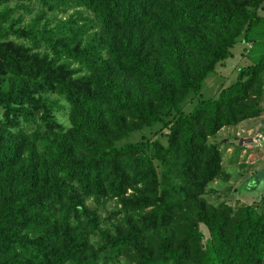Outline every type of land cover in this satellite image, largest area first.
Masks as SVG:
<instances>
[{
  "label": "trees",
  "instance_id": "16d2710c",
  "mask_svg": "<svg viewBox=\"0 0 264 264\" xmlns=\"http://www.w3.org/2000/svg\"><path fill=\"white\" fill-rule=\"evenodd\" d=\"M263 8L0 0V264H264V191L207 197L230 177L210 137L264 112Z\"/></svg>",
  "mask_w": 264,
  "mask_h": 264
},
{
  "label": "rangeland",
  "instance_id": "374dc122",
  "mask_svg": "<svg viewBox=\"0 0 264 264\" xmlns=\"http://www.w3.org/2000/svg\"><path fill=\"white\" fill-rule=\"evenodd\" d=\"M259 14L263 17V22H261L260 25L264 30V8L259 10ZM257 42L261 43V39L259 38ZM249 47L251 48V45L245 42H238L233 46L232 56L228 57L224 64L217 66L219 74L205 80L199 93L203 98L213 97L217 94L221 84L225 82L227 85L234 80L237 67L246 64V61L249 60L247 56H243L242 54L243 51H249ZM255 48H257L256 45H254L253 49ZM253 53H255L256 57L259 55V52L256 50H254ZM221 75H223L224 78L221 77ZM263 117L264 112L262 116L242 121L236 126L224 127L215 136L210 137L212 142H217L219 144V148L222 152L223 168L230 174L228 181L222 182L221 179H218V181H214L211 184L210 187L216 190L208 191L207 197L213 202H215L216 199L220 200L223 198L231 201L235 198V195L238 197L241 196V200L243 201H251L253 197L259 196V193L264 191V141L255 136L256 130L259 127L258 123H260ZM261 132H263V130H261ZM235 138H237V140ZM239 143L244 147L241 149L238 148ZM241 165L243 166L241 167ZM253 169H261L256 173L257 176H259L258 182L255 183L257 179L253 178L249 183L250 186L248 185L249 187L247 186L242 189L240 187L238 191H235V189L233 190V187H237L243 178L246 176L249 177V173L252 172ZM228 187H230L229 190ZM244 192L245 194H243ZM216 193L217 195H215ZM241 200L238 201L243 202ZM200 228L206 233V229L203 225H200Z\"/></svg>",
  "mask_w": 264,
  "mask_h": 264
}]
</instances>
